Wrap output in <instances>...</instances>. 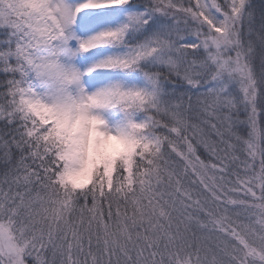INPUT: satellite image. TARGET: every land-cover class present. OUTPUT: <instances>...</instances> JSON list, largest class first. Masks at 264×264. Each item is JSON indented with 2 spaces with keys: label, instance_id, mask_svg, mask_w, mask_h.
I'll return each mask as SVG.
<instances>
[{
  "label": "snow or ice",
  "instance_id": "1",
  "mask_svg": "<svg viewBox=\"0 0 264 264\" xmlns=\"http://www.w3.org/2000/svg\"><path fill=\"white\" fill-rule=\"evenodd\" d=\"M0 264H264V0H0Z\"/></svg>",
  "mask_w": 264,
  "mask_h": 264
},
{
  "label": "trees",
  "instance_id": "2",
  "mask_svg": "<svg viewBox=\"0 0 264 264\" xmlns=\"http://www.w3.org/2000/svg\"><path fill=\"white\" fill-rule=\"evenodd\" d=\"M258 2H259V0H258Z\"/></svg>",
  "mask_w": 264,
  "mask_h": 264
}]
</instances>
